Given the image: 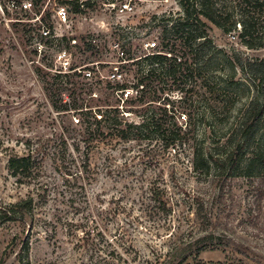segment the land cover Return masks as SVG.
Segmentation results:
<instances>
[{
	"label": "rangeland",
	"instance_id": "1",
	"mask_svg": "<svg viewBox=\"0 0 264 264\" xmlns=\"http://www.w3.org/2000/svg\"><path fill=\"white\" fill-rule=\"evenodd\" d=\"M11 1L24 0H0V205L32 197L34 211L0 226V264H18L25 242L30 264H93L94 242L103 251L124 253L131 264H175L182 258H187L184 264H264V196H259L264 179H231L213 171L206 175L192 166V152L223 143L243 109L264 94V75L252 81L249 74L262 69L256 65L264 59V48L243 46L239 25L225 34L201 18L207 36L222 51L212 56L210 65L204 58L193 67L192 79L174 83L158 65L129 64L126 80L134 87V98L122 110L98 111L117 120L96 125L92 112H83L74 114L80 119L75 124L72 110L59 109L71 87L47 72L55 69L50 61L41 63L45 68L30 63L26 16L12 9ZM39 1L36 8L41 5L47 14L53 0L48 6V0ZM115 1L96 0L81 21L80 33L93 38L95 51L79 56L78 63L114 61L108 46L117 39L137 57L144 41L153 37L158 52L185 61L171 49L174 35L165 32L182 17L176 0H140L127 16H115L104 6ZM227 57L252 66L242 71L228 65ZM77 92L82 109L115 105L105 88ZM146 116L160 131L180 127L188 134L167 149L155 139L154 126L147 131L150 140L134 139L129 126ZM29 142L39 152L40 175L18 184L7 161L26 155ZM154 196L172 208L169 222L155 209L143 212L142 201ZM211 232L215 240L202 239ZM204 242L218 245L200 258L189 255Z\"/></svg>",
	"mask_w": 264,
	"mask_h": 264
},
{
	"label": "trees",
	"instance_id": "2",
	"mask_svg": "<svg viewBox=\"0 0 264 264\" xmlns=\"http://www.w3.org/2000/svg\"><path fill=\"white\" fill-rule=\"evenodd\" d=\"M182 8V17L175 19V24L165 32L174 35L175 40L171 45L173 52L178 53L180 57L167 58L164 55H154L150 60L151 64L158 65L164 73V76L173 80V82L184 83L194 77V68L205 60L208 65L214 54L221 53L217 50L213 42L207 36L206 25L201 18L208 20L215 27L227 34L236 25L240 27L238 38L243 46L247 49L264 48V0H176ZM230 3V4H229ZM72 8L77 9V5L71 2ZM88 8L93 6L87 4ZM237 17V18H236ZM91 48L88 47L87 50ZM205 58V59H204ZM228 65L238 67L242 71L250 70L251 64L235 60V58L227 57ZM166 62L168 66L162 67ZM258 68L251 71L252 81L262 79L264 75V59L260 60L256 65ZM154 69H151V73ZM56 80V78H54ZM74 90L70 92L69 97L71 103L59 101V109L63 111L82 109L83 102L78 104L75 96L82 87L77 86L75 81H71ZM80 95V94H79ZM88 114L91 111H87ZM86 112V113H87ZM85 113V114H86ZM91 119L96 125L107 123L110 120L116 121V118L102 116L101 120H96L92 114ZM154 126V137L163 145L165 149L174 147L177 142H181L188 132H183L177 127L175 132L160 131V125L148 116L142 118V122L138 125L129 126L136 134L134 139L150 140L151 137L147 132L150 127ZM264 94L252 100L244 109L236 127L223 143L216 142L215 149L200 146L198 150L192 152V166L195 171H201L209 174L211 171L225 178H243L246 180L264 179ZM121 133H126L121 131ZM219 141V139L217 140ZM29 142L27 143V154L24 156H11L7 161V169L18 184H25L28 181L37 180L41 170V159L39 152ZM264 196L263 194L259 195ZM262 199V198H261ZM143 212L155 209L165 222H169L168 217L173 214L165 201L159 196L143 200ZM33 198L20 200L15 203L0 205V226L12 221H22L27 216H32L34 211ZM201 210H197L199 212ZM195 212V214L197 213ZM202 239H214V233L208 234ZM172 236V235H170ZM212 242H204L201 246L194 247L190 251V256L196 257L201 252L209 248H214ZM99 243H92L90 250V259L93 264H131L125 254H120L112 249L109 252L98 248ZM180 248V243L176 246ZM218 247V246H217ZM130 248V246H129ZM29 244L25 242L22 252L18 257V264H30L28 257ZM127 252V250L125 251ZM188 257V256H187ZM121 259V260H120ZM187 258H182L175 264H184Z\"/></svg>",
	"mask_w": 264,
	"mask_h": 264
},
{
	"label": "built area",
	"instance_id": "3",
	"mask_svg": "<svg viewBox=\"0 0 264 264\" xmlns=\"http://www.w3.org/2000/svg\"><path fill=\"white\" fill-rule=\"evenodd\" d=\"M138 1L140 0H117L107 2L104 6L115 16H127L135 13ZM71 2L76 3L77 9L72 8ZM40 3L39 0L10 2L12 9L26 16L25 46L33 58L30 63L45 68L41 63L50 61L53 66L55 65V69L50 67L47 72L52 73L56 81H60L64 86H70L69 93L75 89L71 83L73 80L82 88H105L114 98L113 107L99 106L70 110L73 114V122L78 124L80 121L74 114L81 115L83 112L91 111L97 120H101L103 115L98 111L122 110L126 107L135 95L134 87L126 80L128 65L142 61L148 63L146 68H151L154 64L148 60L154 55H164L157 51L158 45L154 37L144 41L141 45L143 54L137 57L130 56L126 46L117 39L108 46V54L115 57L114 61L96 59L78 63L79 56L95 51L93 38L80 33V24L81 21H86V14L95 7L96 0H53L47 14L41 5L36 8ZM87 4L93 7L88 8ZM0 10L2 11L1 7ZM101 28L108 30L109 26L102 24ZM88 47L91 49L87 50ZM92 96L95 97L96 94L92 93ZM68 101H70L69 96L63 99L64 103Z\"/></svg>",
	"mask_w": 264,
	"mask_h": 264
},
{
	"label": "crops",
	"instance_id": "4",
	"mask_svg": "<svg viewBox=\"0 0 264 264\" xmlns=\"http://www.w3.org/2000/svg\"><path fill=\"white\" fill-rule=\"evenodd\" d=\"M199 258H200V255H199Z\"/></svg>",
	"mask_w": 264,
	"mask_h": 264
}]
</instances>
